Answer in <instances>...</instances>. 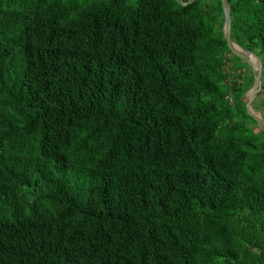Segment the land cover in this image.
<instances>
[{"label":"trees","instance_id":"obj_1","mask_svg":"<svg viewBox=\"0 0 264 264\" xmlns=\"http://www.w3.org/2000/svg\"><path fill=\"white\" fill-rule=\"evenodd\" d=\"M263 63L264 0H229ZM221 0H0V264H264V132Z\"/></svg>","mask_w":264,"mask_h":264},{"label":"water","instance_id":"obj_2","mask_svg":"<svg viewBox=\"0 0 264 264\" xmlns=\"http://www.w3.org/2000/svg\"><path fill=\"white\" fill-rule=\"evenodd\" d=\"M181 5L187 6L194 3L196 0H177ZM223 4L225 14L224 34L227 40L228 46L233 54L239 56L243 61L250 64L254 72V84L253 87L246 93L244 101L246 103L247 112L257 122V125L264 132V118L253 106V101L258 97L263 88V63L261 58L256 52L248 50L232 38V13L230 10L229 0H221Z\"/></svg>","mask_w":264,"mask_h":264},{"label":"crops","instance_id":"obj_3","mask_svg":"<svg viewBox=\"0 0 264 264\" xmlns=\"http://www.w3.org/2000/svg\"><path fill=\"white\" fill-rule=\"evenodd\" d=\"M256 106L258 108L255 107V109L260 113V115L264 118V103L262 102V100L257 99L256 100Z\"/></svg>","mask_w":264,"mask_h":264}]
</instances>
